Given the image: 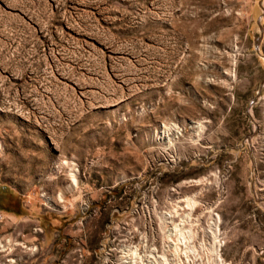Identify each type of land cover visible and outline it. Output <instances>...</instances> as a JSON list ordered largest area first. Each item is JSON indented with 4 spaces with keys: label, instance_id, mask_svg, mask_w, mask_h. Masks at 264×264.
<instances>
[{
    "label": "rangeland",
    "instance_id": "rangeland-1",
    "mask_svg": "<svg viewBox=\"0 0 264 264\" xmlns=\"http://www.w3.org/2000/svg\"><path fill=\"white\" fill-rule=\"evenodd\" d=\"M141 259L264 264V0H0V264Z\"/></svg>",
    "mask_w": 264,
    "mask_h": 264
},
{
    "label": "bare ground",
    "instance_id": "bare-ground-1",
    "mask_svg": "<svg viewBox=\"0 0 264 264\" xmlns=\"http://www.w3.org/2000/svg\"><path fill=\"white\" fill-rule=\"evenodd\" d=\"M189 201H190V200H189ZM189 201H188V202H189ZM189 204L191 205V203H189ZM175 214H176V213H175ZM184 215H185V214H184ZM185 217H186V216H185ZM164 219L170 221V220H171V215H167V216H165ZM177 227H178V226H175V225H174V226H173V229H177ZM181 230H182V229H181ZM174 231H178V232H179V230H174ZM182 231H183V230H182ZM180 233L182 234V232H180ZM170 234H171V233H170ZM170 234H169V235H170ZM188 247H190V243L188 244ZM177 248H178V246H177ZM169 250H170V249H169ZM127 252L129 253V257H130V259L128 258V259H126V260H129V261H131V262H134V261H136L137 259H139L136 250L131 251V250H128V249H127ZM170 254H172L171 251H170ZM172 255H173V254H172ZM161 261H162V260H161ZM162 262H164V263H169V261L166 260V259H165V261H162ZM140 263H141V264H151V263H148V262L143 263L142 259L140 260Z\"/></svg>",
    "mask_w": 264,
    "mask_h": 264
},
{
    "label": "built area",
    "instance_id": "built-area-1",
    "mask_svg": "<svg viewBox=\"0 0 264 264\" xmlns=\"http://www.w3.org/2000/svg\"><path fill=\"white\" fill-rule=\"evenodd\" d=\"M164 264H168V263H164Z\"/></svg>",
    "mask_w": 264,
    "mask_h": 264
}]
</instances>
